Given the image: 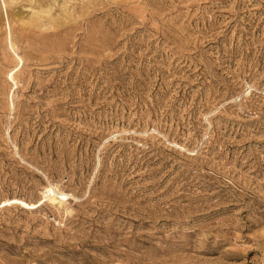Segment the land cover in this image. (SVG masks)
<instances>
[{"label": "rangeland", "instance_id": "obj_1", "mask_svg": "<svg viewBox=\"0 0 264 264\" xmlns=\"http://www.w3.org/2000/svg\"><path fill=\"white\" fill-rule=\"evenodd\" d=\"M0 264H264V0H0Z\"/></svg>", "mask_w": 264, "mask_h": 264}, {"label": "bare ground", "instance_id": "obj_2", "mask_svg": "<svg viewBox=\"0 0 264 264\" xmlns=\"http://www.w3.org/2000/svg\"><path fill=\"white\" fill-rule=\"evenodd\" d=\"M58 191H59V189H58ZM58 194L59 193H56L55 191H51L50 192V195H49V199H47V201L48 200H50V202L52 203V204H56V205H58V203H60L61 204V199L63 198H65V195H61V198H59V196H58ZM62 194V193H61ZM45 195V194H44ZM63 202V201H62Z\"/></svg>", "mask_w": 264, "mask_h": 264}]
</instances>
